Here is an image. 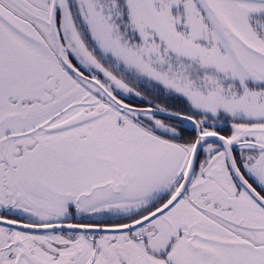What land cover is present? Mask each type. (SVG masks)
Segmentation results:
<instances>
[{
	"label": "snow or ice",
	"instance_id": "6c2138e0",
	"mask_svg": "<svg viewBox=\"0 0 264 264\" xmlns=\"http://www.w3.org/2000/svg\"><path fill=\"white\" fill-rule=\"evenodd\" d=\"M0 264H264V0H0Z\"/></svg>",
	"mask_w": 264,
	"mask_h": 264
}]
</instances>
